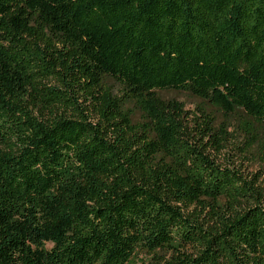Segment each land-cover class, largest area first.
I'll return each instance as SVG.
<instances>
[{"label":"trees","instance_id":"obj_1","mask_svg":"<svg viewBox=\"0 0 264 264\" xmlns=\"http://www.w3.org/2000/svg\"><path fill=\"white\" fill-rule=\"evenodd\" d=\"M229 126L264 166V0H0V264H264Z\"/></svg>","mask_w":264,"mask_h":264},{"label":"rangeland","instance_id":"obj_2","mask_svg":"<svg viewBox=\"0 0 264 264\" xmlns=\"http://www.w3.org/2000/svg\"><path fill=\"white\" fill-rule=\"evenodd\" d=\"M164 99H174L177 102L181 103L183 105V109L190 115L196 114L199 115L197 112L198 107H202V104H200V101L186 93L183 92H163L160 94ZM217 116V122L221 121V117ZM133 120L139 121L140 116L139 114L134 111L133 113ZM223 122V121H221ZM228 132L231 133V138L229 139V143L226 146V148L221 151L220 154L217 155V161L220 163L226 162L228 160L227 158H232L233 162H235L236 165H239L242 170L246 173H258L262 172L264 175V166L258 164L256 159L253 156H246L243 155L240 156V148H241V141L242 138L238 133L234 132V126L228 127ZM240 147V148H238ZM263 178V176H262Z\"/></svg>","mask_w":264,"mask_h":264}]
</instances>
